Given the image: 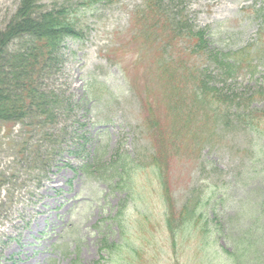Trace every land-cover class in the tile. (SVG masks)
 Instances as JSON below:
<instances>
[{"label":"rangeland","instance_id":"1","mask_svg":"<svg viewBox=\"0 0 264 264\" xmlns=\"http://www.w3.org/2000/svg\"><path fill=\"white\" fill-rule=\"evenodd\" d=\"M142 1L40 0L34 10L38 16L72 7L80 36L34 61L30 89L43 106L25 108L27 116L11 128L0 122V264H264V227L252 248L257 257H236L235 238L264 201V141L230 103L211 106L217 114L203 134L199 124L189 126L190 142L167 137L168 153L177 148L164 168L173 204L168 221L143 99L157 104L158 123L171 136L182 121L171 118L169 94L185 107L192 101L184 91L191 92L180 75L169 84L156 76L173 59L168 48L133 46L129 18ZM161 2L183 9L193 27L209 34L208 50L256 40V24L244 11L254 0ZM21 3L0 0V33ZM180 37L176 51H192L181 56L182 66L211 73L215 88L231 97L247 99L255 90L257 75L244 69L223 86L202 45ZM33 47L27 35L0 47V91H11L12 100L18 93L12 75L25 66L16 58ZM258 70L264 72V62ZM203 117L202 110L195 114Z\"/></svg>","mask_w":264,"mask_h":264},{"label":"trees","instance_id":"2","mask_svg":"<svg viewBox=\"0 0 264 264\" xmlns=\"http://www.w3.org/2000/svg\"><path fill=\"white\" fill-rule=\"evenodd\" d=\"M39 2L40 0H22L21 7L17 11L14 19L9 22L4 31L0 33L1 49L13 40V38H18V36L21 35H27V37L36 43L37 48L33 47L34 50L39 51V55L35 54L33 50V52H29L27 56L23 53L24 55H21L19 58L15 57L20 64H25L23 70L19 69V73H14L12 75L14 81H18V93L15 100H12L10 97L12 93L11 91H0V122L10 126V128L27 116V111L26 113L24 111L25 108L28 109L30 107L31 109L32 106L41 108L43 106V103L42 105L40 104L42 99L40 100V97H36L34 90L30 89L32 77H30L29 74L32 69H35L34 61L37 57L42 58V56H50L54 49L55 51L59 49V46L65 39H77V37L80 36V31L78 32L76 23L78 21V15L76 14L75 9L73 10L72 7L67 8L63 5L59 10H51L50 12H45L42 15L35 16L34 10L38 7ZM130 18L129 31L132 33L131 41L133 42V46L136 51L138 47L143 49L146 48L147 50L153 49L154 51L161 49L163 52L165 48H168L169 58L177 55L170 63L180 66L182 61L180 56L186 52H192L188 51L186 48H183V50L179 52L176 51L175 48L178 47L177 44L181 39L180 35H182L183 38L187 39V41L192 44L193 48H197L202 45L200 49H202V53L206 55V61L208 62L211 60V54L213 52H210V54L208 53L209 50L207 46L209 45L204 41V32L193 27L183 12L168 10V8L163 5L160 0H145L143 7L140 10L135 11ZM140 55H143V53H140ZM214 57L216 63L211 61L212 65L215 67L214 73L217 72L218 76L224 77L226 80L232 78L235 70L241 68L243 65V57L241 56V53L218 52L214 54ZM166 66L167 65H163L162 68H166ZM168 71H170V74L173 75L178 72V69L175 67L173 68V71L171 69L164 70L162 74L158 72V77H161V80L165 83L170 80L169 77L166 78L167 75H170ZM185 73L193 74L185 69V71L180 73V76L185 75ZM210 83L212 82L207 79L206 76L198 81L199 89L205 86L208 88L207 90L203 88L202 98L200 101H198L197 98H194L197 104L202 106L201 109H193V106L190 105L189 109L184 111L182 108H178L180 103L176 100L175 94H169L167 109L170 112L171 118L173 119L178 117L182 121L180 128L174 132L175 135L172 134L171 136L173 144L178 141H182L181 138H187V134H184L183 131L185 129L184 124L193 118L197 110H202L204 112L205 119L208 122L211 119V106L218 104L217 106L220 107L221 105H227L228 103L234 101L235 96L233 97L234 99H231V96L226 93L228 92L226 89L218 90L215 88V84H213V86L210 85ZM263 83L264 81H262L260 85ZM143 100L146 105L144 122L149 124V130L152 128L154 129V142L157 146V151L154 154L153 163L157 169L160 168V182L166 192V197L163 202L169 207V212L167 210L166 215L169 221L173 215V204L170 196L167 194L168 189L166 187L164 168L166 165L165 162L168 158L171 160L173 154L177 151V148L172 146L170 152L168 153L166 145L168 143L169 136L167 135V128L161 127L158 123L160 113H158L155 109L157 108V104H153V106L150 101L147 102V98ZM2 106L7 107L3 108ZM238 118L242 121H246L250 127L253 128V130L264 137V111L259 112L256 109H252L250 117L241 115ZM159 127L166 132V135L163 134V131L160 130ZM161 159L162 164L160 163ZM2 183H4V181L0 180V185ZM183 212L185 214L184 208L182 210V217L186 220V216L183 215ZM253 216L255 218L252 226L246 227L240 235H237L239 237H236L234 241L237 250L239 251L236 257L239 258L240 262H247L258 255L257 250H252V248L255 243L263 240L262 236L257 235V232L259 229L264 227V201L258 209L257 214ZM191 218H193V216H191Z\"/></svg>","mask_w":264,"mask_h":264}]
</instances>
